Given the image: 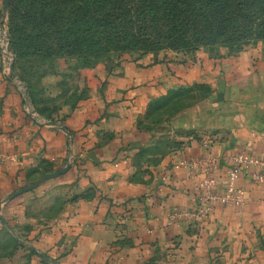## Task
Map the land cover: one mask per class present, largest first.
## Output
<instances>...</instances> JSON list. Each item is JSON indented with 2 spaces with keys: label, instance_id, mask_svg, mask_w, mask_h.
Instances as JSON below:
<instances>
[{
  "label": "crops",
  "instance_id": "crops-1",
  "mask_svg": "<svg viewBox=\"0 0 264 264\" xmlns=\"http://www.w3.org/2000/svg\"><path fill=\"white\" fill-rule=\"evenodd\" d=\"M195 85L207 90L163 120L149 116L155 99ZM97 101L64 123H37L0 72V241L11 244L0 264H264V182L244 172L239 201L216 202L204 220L183 214L199 178L217 175L222 192L236 154L264 159V51L122 64ZM71 157L64 175L3 202L43 161ZM63 183L72 196L50 217L41 206Z\"/></svg>",
  "mask_w": 264,
  "mask_h": 264
},
{
  "label": "trees",
  "instance_id": "trees-1",
  "mask_svg": "<svg viewBox=\"0 0 264 264\" xmlns=\"http://www.w3.org/2000/svg\"><path fill=\"white\" fill-rule=\"evenodd\" d=\"M6 1L15 44L29 42L50 55L59 49L81 56L86 65L112 51L196 50L220 42L240 51L239 44L264 38V0ZM198 86L206 89L195 85L155 99L147 110L149 116L156 119L163 107Z\"/></svg>",
  "mask_w": 264,
  "mask_h": 264
},
{
  "label": "rangeland",
  "instance_id": "rangeland-1",
  "mask_svg": "<svg viewBox=\"0 0 264 264\" xmlns=\"http://www.w3.org/2000/svg\"><path fill=\"white\" fill-rule=\"evenodd\" d=\"M9 15L10 12L7 7L5 18L0 25V34L3 27L8 29V54L5 57L0 49V72L7 83L21 94L22 106L37 123H64L85 101L93 103L94 100L97 103V100L103 96L109 77L115 74L122 64L137 63L139 65L141 59L153 62L158 60V56L160 59L161 57H168L178 61L184 55H193L201 49L232 48L220 42L213 47L200 45L199 49L196 50L163 47L152 52L147 51V53L140 49L112 51L110 54L102 55L97 63L86 65L81 56L64 54L59 49L55 51L54 55H50L39 51L31 44L29 45V42L20 41L15 44V35L11 31ZM239 45L242 47L240 51L247 47L264 51V38L255 37ZM199 89V86L195 89L192 88L189 91L191 94L180 97L172 102L173 104L169 107H163V111L157 117L158 121L163 120L167 114H171V110H176V108L196 100L201 93L197 91ZM202 92H205V89ZM167 108L170 109L167 110ZM154 127L156 130L162 128L160 131L168 134L165 123L155 124ZM68 161L72 162V157ZM64 166L65 164L60 167L49 166V162L42 164L41 167L35 168V175L22 186ZM52 179L55 177L51 178L50 181H53ZM72 187L73 184L70 183L55 186L53 190L55 194L53 195L56 198L54 199L51 194L50 201L41 206L42 212L53 217L52 214L58 212V208L66 202L69 195L72 196ZM5 243L11 247L8 240L0 241V245Z\"/></svg>",
  "mask_w": 264,
  "mask_h": 264
},
{
  "label": "built area",
  "instance_id": "built-area-1",
  "mask_svg": "<svg viewBox=\"0 0 264 264\" xmlns=\"http://www.w3.org/2000/svg\"><path fill=\"white\" fill-rule=\"evenodd\" d=\"M8 29L3 27L0 34V49L5 57L8 54ZM5 61V65H6ZM204 146L210 147V143L204 140ZM3 153L0 151V157ZM234 165L228 172L227 181L225 183V189L221 192L217 190L219 178L217 175L209 173L206 177L199 178L197 182L198 197L196 199L195 206L192 210L183 213L191 218L207 219L213 215L216 202H231L239 201L241 198L242 190L236 185L238 177L247 172L251 179L256 182H264V159L245 155V153H238L234 156ZM254 165V167H251ZM203 167L206 171H210L208 162H204Z\"/></svg>",
  "mask_w": 264,
  "mask_h": 264
},
{
  "label": "water",
  "instance_id": "water-1",
  "mask_svg": "<svg viewBox=\"0 0 264 264\" xmlns=\"http://www.w3.org/2000/svg\"><path fill=\"white\" fill-rule=\"evenodd\" d=\"M5 10H7V1L5 0ZM71 167V163H67L66 166L54 171V172H50V173H47L45 175H43L42 177L38 178L37 180L21 187L20 189H17L16 191L12 192L10 195H8L5 200L3 202H6L8 200H11L13 199L14 197L18 196L19 194H22L26 191H29L37 186H39L41 183L53 178V177H56V176H59V175H62L64 173H66Z\"/></svg>",
  "mask_w": 264,
  "mask_h": 264
}]
</instances>
